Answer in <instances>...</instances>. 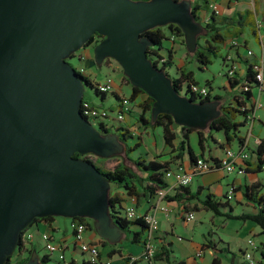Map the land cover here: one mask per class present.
Returning <instances> with one entry per match:
<instances>
[{"label":"water","instance_id":"water-1","mask_svg":"<svg viewBox=\"0 0 264 264\" xmlns=\"http://www.w3.org/2000/svg\"><path fill=\"white\" fill-rule=\"evenodd\" d=\"M188 0H0V264L18 251L36 218L94 221L110 244L125 233L110 217L109 181L75 153L105 159L124 152L81 114L87 88L68 63L97 34L94 64L114 60L132 87L154 103L152 121L204 130L221 114L217 101L192 102L147 56V30L177 25L188 53L203 27ZM25 264H41L33 255Z\"/></svg>","mask_w":264,"mask_h":264},{"label":"crops","instance_id":"crops-1","mask_svg":"<svg viewBox=\"0 0 264 264\" xmlns=\"http://www.w3.org/2000/svg\"><path fill=\"white\" fill-rule=\"evenodd\" d=\"M191 7L198 6L199 10L196 12L198 17V23L203 27L208 22V18L212 12L210 5H216L218 9V14L216 15V27L219 28L221 34H228L230 37L222 44L217 46L218 56H220L221 67H224V58L229 55L232 58L233 64L236 69L233 74L232 80H236L231 83L226 80L225 86L223 89L225 91L224 96L216 95L219 106H225L232 104L234 106V98L240 97V86L243 83L247 65H251L256 61L261 55L264 56V0H188ZM166 40L162 45V50L159 54L163 57L168 56L170 52L172 66L167 68L171 73H167L170 78H178L181 73L192 72V78L199 84V80L196 78L193 71L186 69L187 61L193 63V68H197L198 72H204L206 68L202 70L199 69V65L194 61V58L188 54L185 46H183L180 40H172L171 35L166 32V29H163ZM205 34V33H204ZM203 35V34H202ZM206 37V36H205ZM204 39V38H203ZM204 40H201L203 43ZM232 42L236 43L238 46H232ZM92 47H87L82 49L78 54L82 55L84 58L80 63L85 65H90V60L94 56L89 54ZM93 49V48H92ZM185 51L186 60L183 59V56L178 57L179 51ZM89 51V52H88ZM251 51L252 56H247V52ZM86 58H85V56ZM79 68H83L80 66ZM166 69V70H167ZM84 74L86 70L84 69ZM173 74L174 77L171 76ZM89 78L90 75L86 74ZM102 82V81H101ZM205 83L210 85L208 78L204 79ZM119 84L116 82L113 83L112 92L109 94L114 97L113 94L118 96H123L119 91ZM251 99L245 101V107L247 109L252 107V111L249 113L252 116V125H247L245 123L244 127L241 128L239 136L243 137L245 133L250 132V137H248L246 146L239 147L237 140L233 139L229 144L224 140L222 133H213L209 134L207 130H202V138L204 139L203 149L199 146V134L197 131L190 132L188 136V146L191 148L195 158H204V159H220L223 156V151L225 149H230L234 153H237L243 150L247 154V159L244 162L237 160L236 168H243L244 172L242 174L237 173V171L226 173L223 170H216L209 172L204 175L195 176L192 182L188 185L189 192L195 194L198 191V199L192 200L186 203V207L176 202L166 201V205L170 212L168 216H165L161 212L155 214V218L158 221V230L153 234L155 254L159 252V248L165 244H169L170 249V260H175L183 264H212V259L217 258L219 261L216 264H243L242 251L248 248L247 240L251 236L259 235L260 228L251 223L243 222V225L246 227L242 232L236 231L237 239L233 241L235 245L232 247L230 241L227 239H222L217 234L215 229H212L214 226L215 217L221 219L220 216L210 215L207 218L211 221V228L206 231V234L210 233L208 237V242L210 248L202 250V244L205 242V235L201 233L202 241H195L193 238L194 229L189 228L185 231L184 238L178 242L174 238L177 236L176 224L181 223L186 226L187 223L183 219L187 212L194 214V219L196 214L200 212H205L206 214L209 211L203 209L200 201H203L206 194H212L215 198L220 199L226 195V193L234 188L236 191L234 193V198L231 201L226 202L233 209V215L240 213H255L256 210L253 208V205L247 203L243 200L241 191L243 190L244 185H249L254 182H259L264 187V169H261L259 172L255 171L256 167V155L255 151L260 143L264 146V92H261L257 87H252L250 90ZM108 94H106L104 101L106 100ZM103 101V100H102ZM259 104L258 108H255L254 105ZM134 105V104H133ZM239 120H241L239 118ZM130 124L134 127H138L143 131L147 138H150L153 143V153L151 159H156L162 162L169 161L171 162L170 171H174L178 166H181L185 169L191 168L192 163L189 160V156L185 153L181 159L175 160V157L179 156V150L177 148L180 140L181 134L183 131L176 125L172 127V131L175 132V140L172 142V147H169L165 144L162 130L160 129L159 137L161 140L160 151L157 150L156 145V135L151 128V126H144L142 123L138 122L136 115L133 111L129 113L125 120L122 122V125L128 130H131ZM144 143V138H143ZM162 153V154H160ZM168 184L172 181L170 178H166ZM124 198L123 204L126 202V197ZM223 202V201H222ZM139 210H137L139 215H143L150 210V205L152 201L149 199H140L138 202ZM122 204V206H123ZM137 206V204H136ZM246 207V211L239 212L238 208ZM137 208V207H136ZM197 210V211H194ZM220 212L226 213L227 209H219ZM186 212V213H185ZM91 220V219H89ZM92 221V223H91ZM87 221L88 228L84 233V240L90 243H98L100 246V257L101 260H110L111 264H130L126 261L128 257L139 258L142 253V248L138 245L131 244L128 248H123L120 246V243L110 244L107 241L101 239L96 233L94 226V221ZM223 222L227 223L231 220H226L223 218ZM221 221V222H222ZM62 224L66 225V222H62L56 216H54L50 221H38L29 226L28 230L24 233L22 240L25 243L24 247L27 251V256L30 258L35 255L40 262L42 256H47L46 264H83L85 261L84 256L78 251L77 247L73 241V231H72V220L69 222V233L66 232V227L62 229ZM132 230H137L135 227H132ZM47 233L50 235V240L53 244L60 245L62 247V252L64 254L65 262H60L56 253H48L44 249V244L41 240V234ZM27 236H31L30 239H26ZM126 235H123V240ZM181 238V237H177ZM129 241V238H128ZM130 242V241H129ZM264 242V236H261L260 243ZM257 244V243H256ZM258 246V244H257ZM228 250V253H224V249ZM199 250L203 251L201 257H195L196 252ZM180 254V255H177ZM220 254L225 255V259H221ZM53 261V262H51ZM41 263V262H40ZM142 262L140 264H144ZM42 264V263H41ZM147 264V263H145ZM155 264H167L164 261H156Z\"/></svg>","mask_w":264,"mask_h":264},{"label":"trees","instance_id":"trees-1","mask_svg":"<svg viewBox=\"0 0 264 264\" xmlns=\"http://www.w3.org/2000/svg\"><path fill=\"white\" fill-rule=\"evenodd\" d=\"M138 1V0H134ZM180 1V0H177ZM199 10L198 6L190 7V11L195 21L198 22V17L196 12ZM216 14L211 12L208 22L204 25V36L200 35L197 37V49L194 53H188L190 56L194 58V61L199 65V69L202 70L206 68L212 62V58L218 56L217 46L224 43L230 35L221 34L219 32V28L216 27ZM166 29L169 35H171L172 40H180L181 44L184 45V38L181 29L175 24H169L165 27H156L150 30L145 31L141 34V36L147 38L150 42V47L147 49V56L149 60H151L152 64L158 67L160 70L166 72V69L172 66L170 52L168 56H161L159 52L163 49L162 45L164 41L167 39L163 29ZM206 36V37H205ZM204 38V39H203ZM103 37L94 34L89 42L84 45V48L94 47L96 46ZM201 40H204L201 43ZM80 52V51H79ZM76 52V53H79ZM72 58V56H71ZM224 61V60H223ZM224 65V63H223ZM76 70V69H75ZM77 71V70H76ZM77 74L82 78L84 84L87 88L93 90L96 96H99L101 100L105 99L106 94L100 93L97 89V83H93L91 78H89L86 74H80L77 71ZM228 81L231 83L236 82V80H232L225 75ZM125 81L130 85L128 79L125 77ZM172 87L180 92L184 89L186 96L192 102H209L211 100H217V97H211L209 94L206 97H200L199 95H195L190 91L191 85H199L192 78V72L181 73L178 78H171ZM205 86L209 88L210 85L205 83ZM252 87H256V82L254 79V71L251 65H247L245 76L243 83L240 88V97L234 98V106L232 104H228L225 106H220L221 114L218 118L211 121L205 130L208 131L209 134L213 133H222L224 140L227 144H229L233 139L237 140L239 147H243L245 142V135L243 137L239 136V132L241 128L244 127L245 123H247V116L252 111V107L247 109L245 107V101L251 99L250 90ZM246 88V90H245ZM109 94V93H108ZM114 95V98L117 101H120V97L118 95ZM142 96H145L144 99L140 100ZM84 101H87L84 99ZM128 100L131 104L137 107L138 114L137 120L142 123L144 126H151L152 129L160 128L162 130V136L164 142L167 146L172 147V142L175 140V132L172 131V127L176 125L174 124L171 116L160 114L157 116L156 120L152 121L151 117V109L153 107L154 101L148 97L144 92L140 89L132 87L130 90V95ZM94 106V105H92ZM131 113V111L129 112ZM239 118L241 120H239ZM114 124L106 126L104 123H98L97 127L106 132H114L117 135L118 140L126 144L127 141L135 139L136 142L132 146H126V155L127 153H131L136 150L140 146H142V140L140 137H134L133 134L128 130V128L122 125V122H118L114 119H111ZM117 124V125H116ZM114 126V127H113ZM183 134H181V140L177 146L179 150V156L175 157V160L181 159L182 156L187 153L189 156V160L192 163L191 167L196 163L198 158H195L191 148L188 146V134L190 132L197 131L199 134V146L203 149L204 139L202 138V130H195L192 128L179 127ZM114 129V130H113ZM112 130V131H111ZM92 155V154H89ZM256 155V167L255 171L259 172L261 169H264V146L262 143L257 147L255 151ZM73 158H81V155L75 153ZM98 158V157H97ZM85 159V157H84ZM101 158H98L99 160ZM127 160L130 161L134 168L126 167L122 163L113 162V167L111 169H106L98 166L93 163V165L99 170V172L109 181L110 185L114 184L115 187L124 191V196L127 197H135L137 202L140 199H149L153 200L157 195L159 190H162L168 186V182L166 180V174L170 171L171 162L169 161H159L156 159L146 160L144 157H139L137 159H129L127 155ZM213 163H217V159H208V161ZM235 189L232 190L231 199L227 198V195L223 196L220 199L215 198L212 194H206L203 201H200L204 210L211 212L214 216H220L225 218L226 220H236L242 222H251L257 225L260 228L259 235L264 236V187L259 182H254L249 185H244L243 190L241 191L242 198L245 202L250 203L255 208V213H240L237 215H233L232 207L226 202L231 201L234 198ZM121 193H113L109 192L108 194V204L110 210V217L124 233L129 238L131 244L138 245L142 248V253L139 258L128 257L126 261L130 264H140V262H145L147 264H155L156 261H164L167 264H183L181 262H177L175 260H170V249L169 244H165L159 248V252H157L153 258H151V262L145 259V245L148 235V225L145 223L143 216L139 217L134 221H128L123 216V208L122 204L125 201L122 198ZM198 191L195 194H191L189 192L188 186H180L175 189L172 196L166 197V201L176 202L178 204L186 207V203L197 200L198 199ZM223 201V202H222ZM137 207V206H136ZM219 209H227L226 213L220 212ZM197 211V210H194ZM186 213V212H185ZM189 213V212H187ZM54 216L45 217V218H36L32 221L31 225L38 221H50ZM184 219V218H183ZM72 223L75 221H82L86 224V229L88 228V219L87 218H72ZM132 227H135L137 230H132ZM28 230L26 228L21 236L23 237L24 233ZM73 231V230H72ZM210 233L205 235V242L202 244L201 249L206 250L210 248L208 237ZM21 237V241L19 243L18 252L24 250L25 243L23 242ZM245 251V250H244ZM244 251H242V259L243 264H248V262L244 259ZM223 252L228 253V250L225 248ZM257 256V257H256ZM13 257V256H12ZM12 257L8 260L7 264H25L29 261L30 256H26L20 258L16 262H12ZM254 264H264V242L260 243L256 250L253 252ZM48 261L47 256H42L40 262L42 264H46ZM219 260L217 258L212 259V264H216ZM83 264H89L87 262H83Z\"/></svg>","mask_w":264,"mask_h":264},{"label":"built area","instance_id":"built-area-1","mask_svg":"<svg viewBox=\"0 0 264 264\" xmlns=\"http://www.w3.org/2000/svg\"><path fill=\"white\" fill-rule=\"evenodd\" d=\"M212 12L216 15L218 14V9L216 5H210ZM232 46H238L236 43L232 42ZM253 54L251 51L247 52V56L251 57ZM72 58H76L78 61H83V57H79L77 53L72 55ZM70 58V59H72ZM252 69L254 71V79L256 82V87L259 91L264 92V56L261 55L256 59L255 62L251 64ZM224 67L226 68L225 75L229 78H232L235 72V65L233 64L231 56L227 55L224 58ZM158 68V67H157ZM80 74H84L83 68H75ZM76 71V72H77ZM114 81L111 78L104 79L103 82L97 84V89L100 93L108 94L112 92ZM246 90V88H245ZM190 91L199 95L201 98L208 96L209 89L206 86L202 85H191ZM181 95H186L184 89L179 92ZM255 108L259 107V104L254 105ZM132 104L128 100L127 97L121 96L120 101H118V108L114 116V120L118 122H123L126 116L131 111ZM80 111L82 116L89 121L92 125L94 123H104L108 126L105 121L109 119V112L106 110L92 106L88 101H84L82 99ZM252 116L248 114L247 116V125H252ZM248 137H250V132H248L245 136L244 146H246V142ZM85 160L91 162L92 164H96V157L94 155H85ZM84 159V158H83ZM247 159V154L241 150L237 153H234L230 149H225L223 151V156L220 159H217V163H213L210 160L204 158H198L196 163L189 169H185L181 166H178L174 171H169L166 174V178L171 179V183L162 190H159L155 198L152 200V204L150 205V210L143 214L139 215L137 212L136 204L137 200L135 197H127L126 202L123 204V216L128 221H134L139 217L143 216L145 223L148 225V235L145 245V259L151 262V258L155 255V246H154V236L155 232L158 230V221L155 218V214L157 212L163 213L165 216L169 215V208L164 205L166 202V197L172 196L175 189L180 186H188L195 176L204 175L212 171L223 170L226 173H231L237 171V173L242 174L244 172L243 168H236V161L240 160L244 162ZM231 188L227 193V198L231 199L232 195ZM185 222H192L194 220L193 213H186L184 216ZM73 230V241L78 251L84 256L85 262L89 264H111L110 260H101L100 257V246L98 243H90L84 240V233L86 231V224L82 221H75L72 223ZM31 236H27V240L30 239ZM41 240L44 244V249L48 253H56L58 256V260L60 262H65L64 254L62 252V247L60 245L53 244L50 240V235L47 233L41 234ZM248 248L244 251V259L248 262V264H254L253 252L257 249V245L254 243L252 239L247 240ZM203 254L202 250L196 252L195 257H201ZM134 258H132L133 260ZM66 264V263H65Z\"/></svg>","mask_w":264,"mask_h":264},{"label":"rangeland","instance_id":"rangeland-1","mask_svg":"<svg viewBox=\"0 0 264 264\" xmlns=\"http://www.w3.org/2000/svg\"><path fill=\"white\" fill-rule=\"evenodd\" d=\"M204 34V31H203ZM204 36V35H202ZM93 48V47H92ZM90 49L89 54H93V49ZM81 51V50H80ZM187 51V50H186ZM79 52V51H78ZM186 52L181 50L178 52V57H181L185 54ZM78 54V53H77ZM187 54V53H186ZM79 57H82V55L78 54ZM85 56V55H84ZM86 58V56H85ZM183 59L186 60L185 56H183ZM70 65H72L74 68H79L80 66H83L84 69L86 70V74L90 75L91 81L93 83H100L101 81L103 82L104 79L106 78H111L115 83L117 82L119 84V91L124 97H129L130 95V90H131V85L127 84L125 81V75L122 72V69L120 66L112 59H106L102 65L97 66L94 64V56L90 60V65H85L80 63L76 58L68 59L67 60ZM186 69L193 71L195 74L196 78L199 80V85L205 86L204 79L208 78L210 81V90L209 93L211 97H215L216 95L224 96L225 91L223 89V86L226 84L227 78L225 77L226 73V68L221 67V62H220V56H216L215 58H212L211 64H209L204 72H198V69L193 68V63L187 61L186 63ZM168 69L166 72L168 73ZM171 73V71H169ZM172 77L173 74H171ZM209 89V88H208ZM145 96H142L140 100L144 99ZM188 98V97H187ZM84 99L87 100L91 105H94L96 107L102 108L109 112V119L105 121L107 125L114 124L111 119H114L115 113L118 108V101L110 94L107 95L106 100L102 101L99 96H96L93 90L86 88L84 92ZM131 110L133 111L134 115H137L139 112L137 107L132 105ZM137 117V116H136ZM117 125V124H116ZM94 127H97V124H93ZM114 127V126H113ZM131 130H129L134 137H140L142 140V146L137 148L136 150L132 151L131 153H127L129 159H137L139 157H144L146 160H150L151 156L154 151H153V143L150 138H147L146 134L143 131H139L140 129L137 127H134V125L130 124ZM114 130V129H113ZM112 131V130H111ZM155 135H156V145H157V150L160 151V137H159V132L160 128H155L153 129ZM112 134H115L114 132H110ZM143 138H144V143H143ZM136 142L135 139L127 141L126 144L124 145V152H122L119 155L112 156L110 158H105V159H99L96 161V164L102 168L106 169H111L113 167V162L116 161L117 163H122L126 167L134 168L133 164L127 160V155H126V146H132ZM162 154V153H160ZM113 193H121L124 196V191L118 189L115 187L114 184L110 185L109 192ZM239 212L241 211H246V207L244 206L243 208H238ZM137 210H139L138 203H137ZM213 215L211 212H208L207 214L205 212H200L196 214V218L192 221L186 224V226L182 225L181 223L176 224V233L177 236L174 238L176 241L178 240L181 241L182 238L185 236V231H187L189 228L194 229V235L193 239L199 243V241H202L201 238V233L204 235L206 234V231L211 228V221L207 218L208 216ZM59 220L62 222H66V225L62 224V229L66 227V232L69 233V222L70 218L68 217H63V216H56ZM225 219V218H224ZM223 217L219 219L218 217H215L214 221V226L212 229H215L217 231V234L222 237V239H227L230 241V245L233 247L235 243L233 242L235 238L237 239V234L236 231L242 232L246 227L243 225L242 221H236V220H231L228 221L227 223L223 222ZM88 221H91L88 219ZM222 221V222H221ZM92 223V221H91ZM181 237V238H177ZM249 239H252L254 243L259 245L261 235H255L249 237ZM256 244V245H257ZM123 248H128L130 247V242L128 241V237L126 236L124 240H122L119 244ZM24 247V246H23ZM26 249L21 250V252H14L13 257H12V262L18 261L20 258L26 257L27 255ZM180 255V254H177ZM221 259H225L224 254H220ZM257 257V256H256ZM53 262V261H51ZM142 263V262H140ZM81 264V263H79ZM145 264V263H144Z\"/></svg>","mask_w":264,"mask_h":264},{"label":"flooded vegetation","instance_id":"flooded-vegetation-1","mask_svg":"<svg viewBox=\"0 0 264 264\" xmlns=\"http://www.w3.org/2000/svg\"><path fill=\"white\" fill-rule=\"evenodd\" d=\"M100 134H101L102 136H105V135H115V134H112V133H106V132H104V131H102V130H101ZM115 136H117V135H115ZM84 157H87V156H81V158H84ZM96 159H98V158L96 157Z\"/></svg>","mask_w":264,"mask_h":264}]
</instances>
